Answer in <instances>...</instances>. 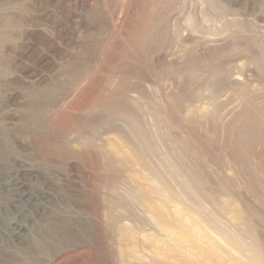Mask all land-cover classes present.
I'll return each mask as SVG.
<instances>
[{
	"label": "rangeland",
	"instance_id": "obj_1",
	"mask_svg": "<svg viewBox=\"0 0 264 264\" xmlns=\"http://www.w3.org/2000/svg\"><path fill=\"white\" fill-rule=\"evenodd\" d=\"M0 264H264V0H0Z\"/></svg>",
	"mask_w": 264,
	"mask_h": 264
},
{
	"label": "bare ground",
	"instance_id": "obj_2",
	"mask_svg": "<svg viewBox=\"0 0 264 264\" xmlns=\"http://www.w3.org/2000/svg\"><path fill=\"white\" fill-rule=\"evenodd\" d=\"M42 93H43V92H42ZM40 95H41V94H40ZM42 96H43V95H42ZM36 97H37V96H36ZM36 97H35V98H36ZM44 97H45V92H44ZM40 99H41V97H40ZM41 101H42V100H41ZM39 102H40V101H39ZM42 103H43V102H42ZM44 104H46V102H45ZM42 105H43V104L40 103V105H38V107H39V106H42ZM38 107H37V108H38ZM34 108H35V107H34ZM38 109H39V108H38ZM40 109H41V107H40ZM35 110H36V109H35ZM36 111H37V110H36ZM32 112H33V111H32ZM88 133H89V132H88ZM239 147H240V146H239ZM109 222H110V221H109ZM41 244H42V243H41Z\"/></svg>",
	"mask_w": 264,
	"mask_h": 264
}]
</instances>
